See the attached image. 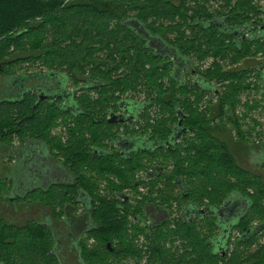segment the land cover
Instances as JSON below:
<instances>
[{
  "label": "trees",
  "instance_id": "16d2710c",
  "mask_svg": "<svg viewBox=\"0 0 264 264\" xmlns=\"http://www.w3.org/2000/svg\"><path fill=\"white\" fill-rule=\"evenodd\" d=\"M128 1H133L130 5L134 10L152 14L159 24L148 22L147 16L128 17V7L124 9L121 0H0V132L11 139L26 132L28 136L20 141L22 148L30 142H42L50 158L71 167L73 181L36 190L46 195L38 200L53 212L57 222L76 214L84 216L78 222H91L92 227L81 233L76 250L84 264H111L110 257L143 259L147 252L130 237V229L147 234L153 244L148 264H164L169 257L175 264L180 256L173 250L169 252L163 242L178 237L187 250L193 248L194 252L188 251L187 255H199L193 263L213 264L212 259L222 262L225 257L218 252L221 231L216 215L193 221L179 219L173 226L170 216L165 224L149 227L145 207L156 205L172 215L163 202L174 200L191 201L189 207L198 202H214L207 205L214 209L223 205L229 194L238 193L249 198L252 206L235 227L242 232L237 244L249 243L259 235L242 239L256 227L248 218L259 206L256 197L264 198V181L239 166L218 137L225 130V111L237 113L242 91L251 85H245L250 70L231 71L221 67L220 61L227 54L241 59L246 52L241 51L234 30L220 32L218 25L202 28L195 24L196 20L219 17L238 28L254 20L259 5L255 0H222L220 8L212 10L210 0H159L156 8L152 7L153 0ZM132 20L145 27L144 33L130 24ZM78 36L83 38L81 42H77ZM245 45L251 49L254 42ZM208 58H214L215 63L201 72V66H195L193 60L204 62ZM181 60H186L187 65L193 63L203 89L193 82L187 83L181 76ZM40 61L46 68L15 72L25 63ZM228 79V89L218 93L212 110L221 118V124L215 125L209 115L211 108L202 111L201 105L206 89L217 88L214 81L221 83ZM17 80H22L27 89L22 90L17 100L7 101L8 85ZM71 81L76 86L86 81L87 88L96 90L71 91L68 89ZM61 85L64 91L59 88ZM128 92L146 96L142 102L134 103L123 97ZM42 93L49 97L41 98ZM66 98L68 105L63 102ZM154 107L158 108L157 116L151 112ZM119 108L124 112L140 110L139 117L133 118L136 120L131 123L133 126L108 121L109 113ZM182 116L191 130L185 133L183 142L177 143L178 138L171 137ZM56 118L65 120L70 128L66 145L61 148L46 138V130ZM236 118L237 121L229 122L241 132L239 115ZM119 126H124L126 134H147L160 139L154 142L157 148L151 151L154 148L139 147L140 143L125 155L119 147L110 148L107 140L112 138L116 143L123 133L113 130ZM60 156L65 158L64 163L60 162ZM156 164L161 167L159 172L162 171L155 178L147 181L151 175L137 176ZM179 178L186 183L183 191H177ZM100 180L106 181V194L99 188ZM160 183L165 185L164 189L158 187ZM10 185L12 190V181ZM147 186L143 204L127 199L126 196L131 197L126 192L129 188L138 193L140 187ZM250 187L256 189V194H247ZM168 192L176 196H169ZM216 192H222L224 199L217 197ZM31 194L14 203L19 204ZM6 198L13 201L9 196ZM48 222L52 219H30L24 225H17L0 216V264H63L57 254L54 230ZM204 230L212 235L201 240ZM90 239L95 246L89 245ZM249 264H264V256Z\"/></svg>",
  "mask_w": 264,
  "mask_h": 264
},
{
  "label": "rangeland",
  "instance_id": "374dc122",
  "mask_svg": "<svg viewBox=\"0 0 264 264\" xmlns=\"http://www.w3.org/2000/svg\"><path fill=\"white\" fill-rule=\"evenodd\" d=\"M121 1H123L122 4L124 6V9L126 7H128V11H127L128 17H132V16H136V15H139L142 17L147 16L148 22L156 23L157 25L159 24V20L152 17V14L149 15V14L145 13V15H144V14H142L141 11H137V10H134L133 8H131L130 4H133V1H128V0H121ZM136 1H138L140 3L143 2V0H134V2H136ZM258 1H259V4L261 6L264 5V0H258ZM159 3H160L159 0H153L152 1V7L156 8ZM212 10H214V7L212 8ZM83 23L84 22H82V24ZM174 38H175V36H174ZM82 39H83L82 37L79 38V36H78L77 42H81ZM67 43H70V41H67ZM246 53H247V56L249 58L251 57V59L249 61L255 60V58H257L259 56V53L256 51V47H254V46L250 50H247ZM244 58L236 59V56L234 54H227L225 59L220 61L221 67L227 68V69L230 68L231 71H234L235 69L240 68V66H243L242 62H246V61H244ZM210 60L211 59L208 58L207 60H203L204 62H199V61L195 62V60H193V62L195 64V66H201V67H199L201 72H206L208 70V68H210V65H211ZM40 68H46V66L41 61L35 62V63L30 62V63L23 64V67L18 68L17 70H15V72L20 73V72H23L25 70H31L32 71L34 69H40ZM248 73L246 74V82L247 81L248 82H251V81L255 82L256 78H257L256 71H249ZM197 74H199V73H197ZM185 78H187L189 83H192L193 80L197 78V76H194V74L191 72H186ZM228 82H229V79H228V81L221 82V83H217L216 81H214V85L217 86V88H219L220 91H226L228 89V85H229ZM145 96L146 95L143 93L128 92L123 97L130 100V101H133L135 103L138 101L142 102L145 99ZM241 97H242V95H241ZM214 98L215 97L212 96L213 104L216 103ZM257 98L260 99L261 94L255 92V91H252L250 93L249 99H257ZM208 99H209V97H206L203 99V102L201 105L202 111H205L207 105H209ZM241 99L243 101H245L243 99V97ZM242 100H241V102H242ZM238 108H239L238 114L239 115L243 114L245 111L244 108H242V106L238 107ZM157 111H158L157 107H154L151 110L153 116L158 115ZM135 113H137V112H135ZM254 115L258 116L263 121L261 127L264 130V113H263V111H260V110H257L256 112L254 111L252 113V116L254 117ZM51 122L53 125L49 124V127L46 130V133H47L46 138L55 147L57 145L58 148H61V147L66 145L65 144L67 142L66 139L70 136L69 125L65 120H61L59 118L51 120ZM246 123H247V121H246ZM248 124H249L248 126H250V125L252 126L253 122L248 121ZM229 127L232 129V132H233L232 134L235 136V132L233 130V127L231 125H229ZM245 128H247V127H245ZM105 130L107 131V129H105ZM113 130L115 132H125L124 126L123 127H120V126L115 127V128H113ZM26 136H28V135L26 132H24L20 136H18V137H20V139L18 137H14L11 139L10 137H4V135H2V131L0 132V216L3 217L5 220H7L11 223L17 224V225H24L26 223V221H28L30 219L41 220L40 214H42L45 218H51L52 222H48V224L54 230L55 237L58 239H62V240H60V243H61V246H63V240L65 239V237H69V233L77 234L79 231V227L78 228H70L73 226L69 227V224L66 223L68 221L67 218L57 222V219L52 217L53 212L51 210L47 209L45 206H43V202L41 203V201L38 200V198L46 197V195L39 193V191H37L36 189L34 190L35 184L33 185V189L30 191L32 194L26 200L25 199L20 200L19 204L14 203L16 201V199H14L12 202H9L8 199L6 198L7 196L10 197L11 194H13L14 181L17 180L16 178H14L15 173H17V175L19 177L28 178V174H27L24 166L22 165V163H20V165H19V162L16 159V157L18 156L16 151H18V148L21 144L20 141H23V138ZM139 140L144 141L143 139H139ZM263 140H264V134H263ZM107 143H108L110 148L115 146L114 143L112 142V138L110 140L108 139ZM25 151L30 152V151H28L27 148L25 149ZM11 154H13V155H11ZM49 160H50V158H49ZM59 160H61L63 163L65 162V158L63 156H60ZM52 162H55V161L52 160ZM36 164H37V166H39L38 162H36ZM66 167L67 168H65L63 170V175L65 177H72V174L70 172L71 170L69 169V166H66ZM137 176L138 177H147V173L145 171H142ZM11 181L13 183V189L12 190H11L12 185H10ZM17 181H19V180H17ZM34 181H35V179H34ZM38 181L41 182L42 180L38 179ZM164 186L165 185H163L162 189H164ZM106 187H107L106 181L100 180L99 188L101 189L103 194H106V192H105ZM147 189H148L147 187H140L138 189V193H137L135 190H132L131 188H129V191H127V192L129 195L135 196V201L133 202L134 204L138 203V201L142 202V204H143L145 202L144 196L146 195L145 193H147ZM254 189H255L254 187L248 188L247 194L248 195L256 194V191H255L256 189L255 190ZM33 191H34V193H33ZM177 191H180V189H177ZM168 193H169V196H172V197L176 196L175 193H173V192H168ZM216 193H217V197L223 196L222 192H216ZM262 195H264V194H262ZM224 197L225 196H223V199H224ZM256 198L259 200V206L257 207V209L252 211V215H250V217L248 218V220H249L248 222H251L250 224H253L254 226L255 225L258 226V225H260V223L262 221H264V198L259 197V196H257ZM259 198H262V199L260 200ZM188 202H191V201H188ZM188 202H178V201H174V200H167V201L163 202L164 205L168 206V208H170V210L172 211V215H171V219H172L171 225L172 226L175 224V222L177 220H179V219L184 220L183 211L187 209ZM220 203H223V202H220ZM197 204L200 205L202 207V209H206L207 205L214 204V202H198ZM206 215H207V213H206ZM194 219H196V218H194ZM131 222H133V223L135 222V219L133 216L131 217ZM129 235L131 238H135L136 244L138 243L139 247L144 249L147 252V254L144 256V258L141 260H137V259L131 258V257H127V259L126 258L125 259L124 258L118 259V258H111L110 257L108 259V261L111 264H130L132 262H135L136 264H148V260L151 256V253H152L151 248H152L153 244L151 242H149V240L147 238V234H145L143 232L134 233V230L130 229ZM208 235H210V237H211L212 234H210L208 231L204 230L203 232H201L200 239L205 240ZM241 235H242V232L240 230H238V228L233 229L232 239L228 245V250H226L225 254H223V256L225 258L223 259L222 262L219 261L220 263L217 262L218 260L212 259L213 261H215L213 264H249L250 262H254L256 260H259L260 257L264 256V231L260 232L259 235L255 239H253L251 242L239 245V244H237V242H238L237 240L240 238ZM78 238H79V236L76 238V241H74L73 239L70 241L69 249H73L78 245V242H77ZM88 243L91 247L95 246L94 245L95 242L93 239H90V241ZM85 244H87L86 239H85ZM183 244L184 243H183L182 239L179 237L175 241L168 240L166 243L163 242V246H165L169 250V252L171 250H173V252L177 256H180V258L177 260V262L175 264H196V263H193L192 260L198 259L199 255L197 253L193 254L192 257L187 255L188 251L190 253L194 252L193 248L189 247V250H187L186 249L187 247L185 248ZM64 254H66V253H64ZM75 254L77 255V251H71V252L67 253V260H68L69 264H79L78 259L80 260V258L76 257ZM172 259H173L172 257H169L168 259H166L164 261V264H172ZM155 263H156V261H155ZM206 264H211V263H206Z\"/></svg>",
  "mask_w": 264,
  "mask_h": 264
},
{
  "label": "flooded vegetation",
  "instance_id": "af4514ba",
  "mask_svg": "<svg viewBox=\"0 0 264 264\" xmlns=\"http://www.w3.org/2000/svg\"><path fill=\"white\" fill-rule=\"evenodd\" d=\"M256 3L259 5L258 7H256V12H255V18L251 23H245L242 26H239L238 28L231 26L229 23L226 22L225 19H223L222 21L217 19L219 17L213 18V19H209V20H196L195 24L199 25L202 28H210V27H216L214 25H218L217 28H219L220 32H222L223 30H226L227 33L229 32V30H234L233 32V36L236 39V41L240 42V49L242 52H246L247 50H250L247 48V42L253 43L254 42V47H256V51L259 53V56L257 58H255V60H251V57L249 58L247 56V53L244 55V61L246 62H242L243 66H240V70H250V71H256L257 73V78L256 81L253 82H246L245 80V85H248V83H251V85L246 86V88L244 89V91H242V97L245 101H243L240 96V100H242V104L239 105V107L242 106V108H244V113L239 115L238 114V110L239 108H237V113L235 112V114H231L228 112V110L225 111L227 116H223L224 121H225V130L222 131L221 133H219L218 137L221 141H223L224 144H222L223 146H225L227 148V150L232 153L235 158L236 161L238 163L239 166H241L244 170H246L249 174H252L253 176H255V178H260V180L264 181V140H263V134H264V130L262 129V120L254 115V117L252 116V113L257 110L263 111L264 113V5L261 6L259 4L258 0H255ZM223 4L222 0H210V7L211 9L214 7V10L217 8H220V5ZM216 6V7H215ZM244 45V46H242ZM242 46V47H241ZM188 59V58H186ZM190 61V60H188ZM186 60H181V62L179 63L180 67H181V76L183 78H185V73L186 72H191L194 74V76H197L196 79L193 80V83L195 85L201 86V78L199 76V74L196 73V70L194 68L193 63L190 61V65H187V63H185ZM252 62V63H251ZM215 63V59L211 58L210 60V64L211 66ZM196 73V74H195ZM247 74V73H246ZM249 74V73H248ZM185 80L188 83L187 78H185ZM86 81H81L80 85L76 86L72 81L69 82L68 84V89L71 91H75L77 88L79 89V92H89V91H93L96 89H89L86 86ZM214 86V85H213ZM86 89H83V88ZM202 88V86H201ZM203 89V88H202ZM197 90V89H196ZM207 94L205 96L209 97L208 102L209 105H207V108H211V111L209 112V115L211 117H213V123L215 125H220L221 122V118L216 117L214 115V108H215V104L218 101V93L220 92L219 88L216 89H212V88H208L206 89ZM252 91H255L257 93L261 94V98L260 99H249L250 93ZM80 93V94H81ZM50 96H54V94H51ZM212 96L215 97V101L216 103L213 104V100H212ZM60 97V96H59ZM56 99H58V97H55ZM67 98L63 101L66 105L67 104ZM208 110V109H207ZM209 111V110H208ZM208 113V112H207ZM111 115H126V110L125 112L123 110H121L119 108L118 111H112L109 113L108 116V121L111 118ZM237 115H239L240 117V126H241V132L237 129L234 128L233 124H231L229 121L232 120L233 121H237ZM133 116L129 114V117ZM231 119V120H230ZM139 120V119H138ZM134 120H128L123 122V124H128L130 123L131 126H133L131 123ZM140 122H143V120H139ZM247 121V123H246ZM248 121L249 122H253V125L248 126ZM110 122V121H109ZM140 125V124H139ZM229 125H231L233 127V130L235 132V136L232 134V129L229 127ZM138 127V126H136ZM247 127V128H245ZM191 130L190 127H188L185 123H184V117L182 116L179 120V122L174 126V135L171 137V139L178 137V142L177 143H181L183 142V136L187 134V132H189ZM186 133V134H185ZM128 137L130 138H135L139 141V139H143L144 141H140L141 144L138 145L140 146H148L152 149L151 151H155V149L157 148V145L154 144L155 141H160V139H153L150 137V135H139V134H135L132 133L130 134H126L125 132L122 133V135L119 136V139L116 141V143H114V147H119L122 150L123 155H125V139H128ZM231 138V139H230ZM139 144V143H138ZM154 144V145H152ZM137 144H132V148H136ZM138 147V148H139ZM156 147V148H155ZM96 148V147H95ZM94 148V149H95ZM112 148V147H111ZM93 149V150H94ZM39 153L41 152V150L38 151ZM17 153V157L16 159L19 160L21 158H23L24 155V148H22V146H20L18 148V151H16ZM243 153V154H242ZM51 154V153H50ZM13 155V154H11ZM52 156V154H51ZM53 157V156H52ZM53 159L50 158V161H52ZM53 161L57 162L56 159H54ZM17 162V163H18ZM62 162V161H61ZM58 163V162H57ZM60 164V163H59ZM62 167L67 168L64 166V164H60ZM157 168V169H155ZM161 167L158 166L156 164V167H152L149 168L147 171H145L147 173V175H151L150 178H147V181H150L152 178H155L157 176L158 173H160L162 170L159 169ZM69 169L71 170V174L73 176V178L75 179V176L72 172L71 167H69ZM70 178V177H69ZM37 181V180H35ZM179 182V187L177 189H180V191L184 190V186H185V182L183 179L179 178L178 179ZM35 186V185H34ZM163 183H160L158 185V187H162ZM147 188H149V186H147ZM148 190V189H147ZM39 191V190H37ZM127 192V191H126ZM39 193H41L39 191ZM118 195V194H116ZM131 196V195H130ZM231 197V195L229 194L224 200L223 202H227V200ZM132 200H130L131 202L135 201V196H131L130 197ZM156 202H160V200H157ZM199 208H202L201 206L197 205ZM157 208H159V206H156ZM189 208V205L187 206V209ZM195 212H198L199 209L195 208L193 209ZM205 211L208 214H213L215 216V213L213 212V209L210 208H206ZM187 215L186 214V210L183 211V218L185 221L187 220ZM206 215V216H207ZM52 217L57 219V217L55 215L52 214ZM40 221H47V218H45L42 214H40ZM65 218H67V222L70 226V228H78L79 227V231L77 234L74 233H69V237H65V239L63 240V246H61L60 240L62 239H57V254L59 256L60 259H62L63 264H69L68 260H67V253L71 252V251H76L75 248L73 249H69V244L70 241L73 239L74 241H76V238L79 236V238L81 237V233L85 231V229L87 227H92L91 226V222L90 224H83V222H78V220H83L84 216H80L77 215L76 216H66ZM43 219V220H42ZM71 220V221H70ZM193 220H199V218L193 219ZM192 220V221H193ZM151 219L150 216L147 219V225L149 223H151ZM165 224V222H164ZM55 234V233H54ZM86 235V233H85ZM83 235V237L85 236ZM150 235V234H149ZM78 238V240H80ZM65 247V248H64ZM63 248V249H62ZM66 253V254H64ZM76 255V254H75ZM80 258V257H79ZM133 264V263H130Z\"/></svg>",
  "mask_w": 264,
  "mask_h": 264
},
{
  "label": "water",
  "instance_id": "95a60500",
  "mask_svg": "<svg viewBox=\"0 0 264 264\" xmlns=\"http://www.w3.org/2000/svg\"><path fill=\"white\" fill-rule=\"evenodd\" d=\"M132 26H134L136 29L144 33L145 27L137 20H132L130 23ZM63 91L65 90L64 85L59 87ZM23 89L26 88V84L22 82V80H17L15 82H11L8 85V96L6 97L7 101H15L20 97V94ZM55 95H61L60 93H55ZM49 95L41 94V98H47ZM137 112V113H135ZM126 115H111L110 122H125L128 120H134L133 118L139 117L140 110H137L134 108L133 110H127L126 109ZM133 115V116H130ZM178 137H175L173 139H177ZM125 153L130 154L132 153L135 148H132V144H140V140L133 138L125 139ZM161 144L160 146H162ZM167 145H170L169 142H167ZM28 149L30 152H26L25 149ZM41 150L39 153L38 151ZM49 150L46 147V145L42 142L36 141V142H30L26 147H24V155L23 158L19 160V165L22 163L24 166L28 178L25 177H19L17 173H15V177L19 181H14V189L13 194H11V199H18V198H25L27 194L33 189H39V188H45L47 189L52 184H58V183H64V182H70L73 181L72 177H65L63 175L64 167H62L57 162H52L49 160ZM36 162L39 163V166H37ZM50 164V165H49ZM13 178V179H14ZM37 180V181H34ZM38 179H41L42 181L39 182ZM126 195V194H125ZM127 199L130 197L126 196ZM252 206V203L249 198H246L238 193H233L231 197L227 200V202H224L223 205L219 207H215L213 209V212L218 218V226L221 231L220 240H218V252H222V254H225L226 250H228L227 242L232 237V231L233 229L238 225L240 220L245 217L250 207ZM199 209L198 212H195L193 209ZM147 213L150 216L151 223H149V227L155 223H164L166 220H168L171 216V213L166 208H157L156 205H146L145 207ZM205 209L199 208L197 205H192L188 209H186L187 220L192 221L194 218H201L204 215H206ZM264 229V224H260L256 226L253 229H250L243 237L242 239L249 238L253 235L259 234ZM79 241V240H78ZM77 241V242H78ZM79 244V243H78ZM109 247H111V244H108ZM78 245L75 247L77 250ZM80 252L77 251L76 257L79 258ZM79 264H84L82 258L80 257V260L78 259Z\"/></svg>",
  "mask_w": 264,
  "mask_h": 264
}]
</instances>
